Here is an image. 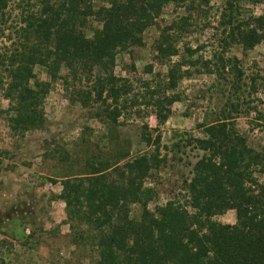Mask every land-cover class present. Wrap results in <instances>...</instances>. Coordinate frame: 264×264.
I'll return each mask as SVG.
<instances>
[{
  "label": "trees",
  "instance_id": "trees-1",
  "mask_svg": "<svg viewBox=\"0 0 264 264\" xmlns=\"http://www.w3.org/2000/svg\"><path fill=\"white\" fill-rule=\"evenodd\" d=\"M245 1L264 2L225 1L213 27L218 44L207 60L197 55L203 44L180 43L195 26L193 13L199 18L213 9L208 0H0V98L8 101L10 129L43 127L45 96L57 80L70 102L96 105L105 128L107 146L81 167L92 170L60 176L58 195L73 243L90 248L92 264H264V183L258 178L264 150L251 147L235 128L240 98L232 95L243 72L236 57L225 55L231 44L246 51L264 41V14L245 13ZM168 6L186 14L159 20ZM146 40L167 70L157 90L134 104L132 84L115 67L120 55L132 57ZM37 66L48 80L38 79ZM193 71L222 80L228 74L234 91L217 119L202 125L204 136L189 138L201 156L180 197L151 209L154 190L144 183L166 162L158 154L160 135L152 141L142 132L138 145L153 150L131 156L130 141L116 128L132 105L151 106L157 125L163 124L181 98L179 82ZM228 210L235 212L234 223L212 219Z\"/></svg>",
  "mask_w": 264,
  "mask_h": 264
},
{
  "label": "rangeland",
  "instance_id": "rangeland-1",
  "mask_svg": "<svg viewBox=\"0 0 264 264\" xmlns=\"http://www.w3.org/2000/svg\"><path fill=\"white\" fill-rule=\"evenodd\" d=\"M208 1L213 9L204 16L200 13L199 18L193 13V18L197 19L195 26L180 43L183 46L187 42L192 48L203 44L204 48L197 55L207 60L218 44L213 27L217 11L226 0ZM242 7L245 13L264 14V2L245 1ZM163 12L159 20L186 14L172 6ZM225 55L236 57L243 72L241 87L236 97L232 95L236 102L240 98L238 113L233 114L235 128L251 147L263 151L264 41L246 51L238 44H231L225 49ZM155 57L149 40L136 48L132 57H118L116 73L132 84L131 94L138 100L134 104L141 102L140 96L157 90L164 80L167 66ZM149 68L152 71L147 73ZM198 70L204 72L201 68ZM34 71L38 79H49L42 67L37 66ZM193 72L179 82L175 92L181 98L170 106L163 124L157 125L151 106L132 105L128 109L130 116L119 119L123 124L116 128L120 137L130 141L131 156L153 150L151 146L138 145L142 132L151 134L152 141L160 135L158 154L166 162L153 170L144 183L154 190L151 209L176 195L180 197L182 182L190 177L193 163L201 156V151L193 147L189 138L204 136L202 125L217 119V112L234 91L229 82L233 78L228 74L222 80ZM7 108L8 101L0 98V264H92L90 248L73 243L64 203L58 195L63 179L60 176L92 170L81 169L82 164L94 150L107 146L96 105L84 107L70 102L57 80L50 83L45 96L43 127L24 133L13 132L5 112ZM258 178L264 183V174ZM132 210L137 212V206H132ZM212 219L232 224L236 220L235 212L228 210Z\"/></svg>",
  "mask_w": 264,
  "mask_h": 264
}]
</instances>
